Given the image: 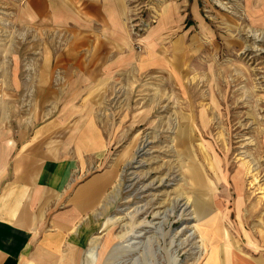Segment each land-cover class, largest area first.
Segmentation results:
<instances>
[{
	"label": "crops",
	"instance_id": "crops-1",
	"mask_svg": "<svg viewBox=\"0 0 264 264\" xmlns=\"http://www.w3.org/2000/svg\"><path fill=\"white\" fill-rule=\"evenodd\" d=\"M11 3L19 39L0 42V264H106L96 238L117 178L105 165L122 110L112 99L145 74H183L196 0ZM151 9L156 22L135 35V15ZM231 250L221 264H264Z\"/></svg>",
	"mask_w": 264,
	"mask_h": 264
},
{
	"label": "rangeland",
	"instance_id": "rangeland-1",
	"mask_svg": "<svg viewBox=\"0 0 264 264\" xmlns=\"http://www.w3.org/2000/svg\"><path fill=\"white\" fill-rule=\"evenodd\" d=\"M11 1L0 0V42L10 45L19 39ZM196 7V47L183 74H145L133 94L112 99L122 110L105 165L117 178L96 238L106 264L264 254V17L254 0ZM156 19L154 9L138 13L132 32Z\"/></svg>",
	"mask_w": 264,
	"mask_h": 264
},
{
	"label": "bare ground",
	"instance_id": "bare-ground-1",
	"mask_svg": "<svg viewBox=\"0 0 264 264\" xmlns=\"http://www.w3.org/2000/svg\"><path fill=\"white\" fill-rule=\"evenodd\" d=\"M196 176H197V173H196Z\"/></svg>",
	"mask_w": 264,
	"mask_h": 264
},
{
	"label": "built area",
	"instance_id": "built-area-1",
	"mask_svg": "<svg viewBox=\"0 0 264 264\" xmlns=\"http://www.w3.org/2000/svg\"><path fill=\"white\" fill-rule=\"evenodd\" d=\"M138 31V30H137Z\"/></svg>",
	"mask_w": 264,
	"mask_h": 264
}]
</instances>
